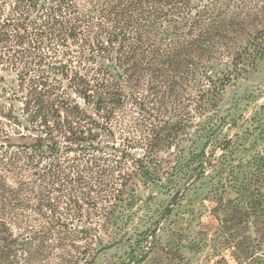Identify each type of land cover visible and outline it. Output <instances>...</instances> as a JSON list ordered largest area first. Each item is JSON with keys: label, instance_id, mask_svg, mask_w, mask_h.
Masks as SVG:
<instances>
[{"label": "trees", "instance_id": "1", "mask_svg": "<svg viewBox=\"0 0 264 264\" xmlns=\"http://www.w3.org/2000/svg\"><path fill=\"white\" fill-rule=\"evenodd\" d=\"M250 1L0 0V264H46L99 238L98 197L123 164L151 178L127 150L141 128L123 129L128 111L218 108L264 52ZM165 125L140 129L146 149Z\"/></svg>", "mask_w": 264, "mask_h": 264}, {"label": "rangeland", "instance_id": "2", "mask_svg": "<svg viewBox=\"0 0 264 264\" xmlns=\"http://www.w3.org/2000/svg\"><path fill=\"white\" fill-rule=\"evenodd\" d=\"M250 3L264 17V0ZM257 51L214 110L187 116L157 102L128 111L123 129L166 123L148 149L139 126L124 132L137 139L127 150L145 159L151 178L131 159L123 164L115 191L98 197L99 238L46 264H264V52ZM116 133L111 141L120 147Z\"/></svg>", "mask_w": 264, "mask_h": 264}]
</instances>
